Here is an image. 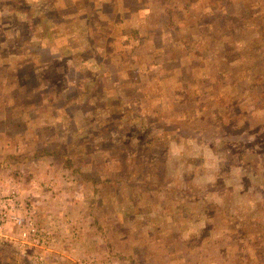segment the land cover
<instances>
[{
	"label": "rangeland",
	"instance_id": "rangeland-1",
	"mask_svg": "<svg viewBox=\"0 0 264 264\" xmlns=\"http://www.w3.org/2000/svg\"><path fill=\"white\" fill-rule=\"evenodd\" d=\"M263 152L264 0H0V183L49 241L0 264H264Z\"/></svg>",
	"mask_w": 264,
	"mask_h": 264
},
{
	"label": "built area",
	"instance_id": "built-area-1",
	"mask_svg": "<svg viewBox=\"0 0 264 264\" xmlns=\"http://www.w3.org/2000/svg\"><path fill=\"white\" fill-rule=\"evenodd\" d=\"M6 186V185H5ZM28 198V196H26ZM18 190L14 186L0 189V238L6 242H11L19 249L30 245L44 250L47 248L48 231L47 227H37L34 219L36 211L34 205L28 199L23 207V200ZM13 230L17 232L18 238L14 237ZM36 264H43L44 258L38 255L35 259Z\"/></svg>",
	"mask_w": 264,
	"mask_h": 264
},
{
	"label": "trees",
	"instance_id": "trees-1",
	"mask_svg": "<svg viewBox=\"0 0 264 264\" xmlns=\"http://www.w3.org/2000/svg\"><path fill=\"white\" fill-rule=\"evenodd\" d=\"M18 10H19V8H17ZM87 23V21L85 22V24ZM88 24V23H87ZM89 25V24H88ZM89 30L87 29L86 30V35L84 36L85 37V41H87L88 42V44H89V46H92L91 44H92V37L90 36V34L89 33H87ZM44 34H47V36H48V38L50 39V40H53V36H52V34L48 31L47 32V30H44ZM191 36V35H190ZM192 39H193V37L191 36V38H190V42H192ZM77 53H78V51H77ZM168 61H169V64H168V66L170 67L169 68V70L170 69H172L173 71L176 69V68H173V66H174V64H177L178 63V60L172 55V57L171 58H169L168 59ZM180 64V63H179ZM165 68L167 67V65H165L164 66ZM233 77L234 75H232L230 72H222V73H220L219 75H218V77H220L219 78V80H217V83H224V80H227L228 79V77ZM242 81L243 80H241V81H239V82H237V80H235V84L233 85H231V88H237L238 90H242L241 92H243V91H247L248 90V88L247 87H245V88H243V86H242ZM173 86L174 87H177V85H176V83H174L173 84ZM76 92V94H78V92L77 91H79L78 89H76L75 90ZM172 94V93H171ZM91 96H88L86 99H84V98H82V99H80L79 100V104H82V103H84V104H87L86 102H89V101H91V98H90ZM172 120H174V119H172ZM176 135H174V134H169V139H176V140H178V141H180V143H181V145H183L184 147H188V145L194 140V138L193 137H190V138H188V139H190L189 141H187V139H185V138H183L182 139V137H180V136H176ZM138 141L139 142H142L143 144H144V146L140 149V150H137V151H139L140 152V156H143V154H145V155H151V156H155L156 155V153L154 154L151 150V148H153V143H157V145L159 144V143H161L162 141H159L158 139H155V137L153 138V139H148L147 137H144V136H140V138L138 139ZM149 143H152V145L151 146H149ZM185 144H187V145H185ZM150 148H149V147ZM252 148V147H251ZM184 151H186V148H184L183 149ZM134 152V151H133ZM132 152V153H133ZM187 154H188V151H187ZM187 154H185L184 156H185V158H187L188 157V155ZM132 156H134V154H132ZM145 157H147V156H145ZM261 162H263L264 161V152L263 153H261V155H260V157L258 158ZM184 160H186V159H184ZM197 160H200V158H197ZM186 161H188V160H186ZM188 162H190V160L188 161ZM188 162H184L183 164L185 165V167L187 168V164L186 163H188ZM190 169H186V171H187V173H186V175L185 176H187V179H189V178H192V184L190 185V188H188V189H186L185 191H184V193H185V195H186V198H188V197H190V196H199L200 195V193L202 192V188L201 187H199V186H197L195 183H194V177H192L193 176V174L195 175L196 173L194 172V170L192 169L191 171H189ZM264 188V187H263ZM204 191H205V189H203ZM262 192H263V194H264V190H262ZM261 192V193H262ZM202 194V193H201ZM156 195V194H155ZM190 195V196H189ZM261 195V197H264V195H262V194H260ZM213 214H210V215H206V216H204L203 217V219H204V221H206V223H209L210 222V225L213 223ZM251 222H253V221H249V223H251ZM241 223V222H240ZM248 223V221H243L242 222V225L244 226V228H245V230H247V228L245 227V225ZM244 230V231H245Z\"/></svg>",
	"mask_w": 264,
	"mask_h": 264
},
{
	"label": "crops",
	"instance_id": "crops-1",
	"mask_svg": "<svg viewBox=\"0 0 264 264\" xmlns=\"http://www.w3.org/2000/svg\"><path fill=\"white\" fill-rule=\"evenodd\" d=\"M49 168H52V169H47L48 170V174H47V176L45 177V178H48L51 174H52V178H53V173H50L49 172V170H52V171H54L55 172V169H54V167H49ZM51 171V172H52ZM57 172V171H56ZM6 175V174H5ZM4 176V175H3ZM9 176L8 175H6L4 178V180L3 181H1V183H0V189H2V188H7V187H9V186H16V183H14V182H12L13 180L11 179V178H8ZM5 181H7L8 183L7 184H5L4 186H2V184L5 182ZM18 182V181H17ZM19 184V186H21V190L23 191V192H25L27 195H25L24 196V198H26V199H28V200H37L38 198H34V195H33V193H34V189L29 185V187L28 188H26V189H28V190H25V189H23V187L25 188V185H23L22 183V185L20 184V182H18ZM35 188H38V186L37 187H35ZM41 192H43V191H41ZM45 193H48V192H43V194L45 195ZM43 194H40V195H38V196H41V198L43 197ZM26 196H28V198L26 197ZM38 203H40V202H38ZM9 260V259H8Z\"/></svg>",
	"mask_w": 264,
	"mask_h": 264
}]
</instances>
